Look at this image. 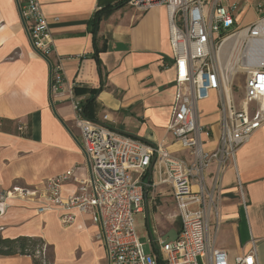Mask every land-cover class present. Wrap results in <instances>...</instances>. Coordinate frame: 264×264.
Listing matches in <instances>:
<instances>
[{"label":"crops","instance_id":"0c3cea01","mask_svg":"<svg viewBox=\"0 0 264 264\" xmlns=\"http://www.w3.org/2000/svg\"><path fill=\"white\" fill-rule=\"evenodd\" d=\"M120 0H38L52 38V64L60 63L64 84L51 102L50 66L36 55L21 23L18 0H0V194L13 188L25 195H13L0 205L2 238H41L52 248L53 264H108L98 228L88 215L72 212L70 224H63L65 211L46 205L45 181L73 170L77 180L88 178L86 157L74 128L70 104L73 87L85 89L77 97L84 101L88 90L102 87L91 103L92 122L149 145H162L187 159L167 132L174 99V68L168 40V14L164 6L139 10L129 4L115 8L100 23L96 47L103 50L94 59V45L88 21L100 8ZM236 0H222L229 6ZM210 0H203L205 13ZM264 16V0H243L235 12V28L253 24ZM100 69V74H99ZM198 105V121L209 129L212 142L220 133L218 98ZM210 96V97H211ZM201 111V112H200ZM24 129L18 131L19 125ZM138 176V173H134ZM144 183L143 212L151 211L154 225L149 238L174 241L179 222L173 208L163 205L170 188L152 177ZM66 182L61 192L75 191ZM29 193V194H28ZM170 215V216H169ZM209 240L224 250L230 260L253 246L258 264H264V125L235 154V165L221 179L219 214H209ZM222 236L223 243H218ZM0 264H32L29 256H0Z\"/></svg>","mask_w":264,"mask_h":264},{"label":"built area","instance_id":"2783aa9c","mask_svg":"<svg viewBox=\"0 0 264 264\" xmlns=\"http://www.w3.org/2000/svg\"><path fill=\"white\" fill-rule=\"evenodd\" d=\"M210 0L209 11L203 0H130L139 10L164 6L168 14V40L174 68V99L167 132L187 159L179 158L166 146L149 145L121 134L108 125L92 122L80 114V101L70 94L73 126L78 130L89 176L77 180L68 170L44 183L46 205L65 211L63 224L73 220L72 212L88 215L98 228L95 239L103 245L108 264H258L254 246L230 260L209 240V214H219L221 179L235 165L237 150L264 125V16L253 24L235 28V12L243 0L222 6ZM21 23L36 55L50 66L51 102L60 93L64 78L60 63L52 64L53 43L38 0H18ZM228 40L227 66L218 56ZM227 68V69H226ZM231 68V69H230ZM246 71L242 99L235 104L233 79ZM214 93L218 98L220 133L212 142L209 129L198 121V105ZM24 129L19 125L18 131ZM154 161L152 177L170 188L179 222L174 241L150 240L152 253L146 255L134 231L133 215L143 212V178ZM138 173V176H134ZM150 176V179H151ZM72 180L74 192L63 195L62 186ZM150 181V180H149ZM0 194V205L13 193ZM29 194V193H28Z\"/></svg>","mask_w":264,"mask_h":264},{"label":"trees","instance_id":"16d2710c","mask_svg":"<svg viewBox=\"0 0 264 264\" xmlns=\"http://www.w3.org/2000/svg\"><path fill=\"white\" fill-rule=\"evenodd\" d=\"M130 0H120L112 5H108L106 7L100 8L99 10L95 11L92 17L88 21V30L92 36L93 45H94V59L98 64L97 54L102 48L96 47V40L97 34L99 31L100 23L105 20L109 14L115 9L119 8L123 5H126ZM100 74V69H99ZM102 90V87L99 86L98 88L89 89L88 90V98L84 101H80V114L83 118L93 121L94 119L91 118V113L89 108L91 103L95 100L96 95ZM85 89H78L77 87H73L72 93L74 97H78L85 93ZM46 249L49 250V257L50 259H46L45 251ZM29 256L32 260V264H53V256H52V248L47 245L44 240L41 238H34V237H17L14 239H7L2 238L0 235V256Z\"/></svg>","mask_w":264,"mask_h":264},{"label":"rangeland","instance_id":"374dc122","mask_svg":"<svg viewBox=\"0 0 264 264\" xmlns=\"http://www.w3.org/2000/svg\"><path fill=\"white\" fill-rule=\"evenodd\" d=\"M246 76H247V73H246V71H243V70L238 71L234 76L232 94H233V99H234L235 104H237L243 97L244 84H245ZM209 100L213 101V97L211 96ZM162 200H163L162 206L166 207L168 205V208L174 209V207L172 206V202L170 201V197L162 198ZM146 218L147 217H146L145 211L142 213H136L133 215L134 231H135L136 237L139 240V242L143 245V249H144L145 254L150 255L152 253L153 249H152L151 244H150L149 230H150V228L152 229V227L154 225V221L152 219L151 211L149 213L148 219H146ZM168 219L177 222L176 219H174V218L171 219L170 217H168ZM218 243L219 244L223 243L222 236H219ZM45 254H46V259L49 260L50 257H49V250L48 249H46Z\"/></svg>","mask_w":264,"mask_h":264},{"label":"bare ground","instance_id":"6f19581e","mask_svg":"<svg viewBox=\"0 0 264 264\" xmlns=\"http://www.w3.org/2000/svg\"><path fill=\"white\" fill-rule=\"evenodd\" d=\"M230 43L228 42V40L223 44V46H222V48H221V52H220V54H219V56H218V60H219V62L221 63V67L223 68V70H224V68L225 67H227V66H225L224 64L225 63H227V52H226V48H227V46L229 45ZM227 69V68H226ZM231 69V68H230Z\"/></svg>","mask_w":264,"mask_h":264},{"label":"water","instance_id":"95a60500","mask_svg":"<svg viewBox=\"0 0 264 264\" xmlns=\"http://www.w3.org/2000/svg\"><path fill=\"white\" fill-rule=\"evenodd\" d=\"M153 163L154 161L152 160L151 165L149 166L148 171H147V184L149 183V180H150Z\"/></svg>","mask_w":264,"mask_h":264}]
</instances>
